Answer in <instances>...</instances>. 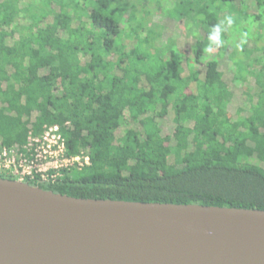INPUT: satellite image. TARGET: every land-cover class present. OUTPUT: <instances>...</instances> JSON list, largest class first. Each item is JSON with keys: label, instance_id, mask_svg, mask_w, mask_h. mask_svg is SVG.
I'll list each match as a JSON object with an SVG mask.
<instances>
[{"label": "trees", "instance_id": "16d2710c", "mask_svg": "<svg viewBox=\"0 0 264 264\" xmlns=\"http://www.w3.org/2000/svg\"><path fill=\"white\" fill-rule=\"evenodd\" d=\"M19 1L0 0V144L21 147L57 124L69 152L91 158L27 183L73 197L264 210V69L235 106L223 65L236 64L233 82L243 83L242 57H222L224 43L207 52L234 0H173L171 15L203 31L186 51L155 48L121 0Z\"/></svg>", "mask_w": 264, "mask_h": 264}, {"label": "water", "instance_id": "95a60500", "mask_svg": "<svg viewBox=\"0 0 264 264\" xmlns=\"http://www.w3.org/2000/svg\"><path fill=\"white\" fill-rule=\"evenodd\" d=\"M0 264H264V210L73 197L0 177Z\"/></svg>", "mask_w": 264, "mask_h": 264}, {"label": "rangeland", "instance_id": "374dc122", "mask_svg": "<svg viewBox=\"0 0 264 264\" xmlns=\"http://www.w3.org/2000/svg\"><path fill=\"white\" fill-rule=\"evenodd\" d=\"M35 1L20 0L19 8L28 7L29 4ZM120 2L126 3L131 8L134 5L138 12L137 15L143 17V22L146 23L145 32L150 30L154 38L152 44L155 48L162 49L165 46L174 45V48L186 51L194 44L196 39L203 37V31L201 26L197 24L198 22L195 23L194 20L189 18L179 21L171 15L173 0H121ZM233 5L227 4L226 7H223L225 12H220L219 22L224 21L229 16L234 21L231 27L223 33L224 44L228 47L227 50L223 49L221 51L222 57L225 58L227 53L233 51L235 57H242L241 66H243L242 73L245 79L242 80L243 83L233 82L235 74H237L236 64L225 60L224 62L230 64L224 63L223 65V70L227 73V79L233 85V103L236 106L240 99H243L249 93H254L255 90H250V85H254L255 75L264 69V4L258 7V0H234ZM240 9L243 13L244 10L249 11L250 14H247L249 17H243ZM253 12L259 15L260 19L255 20L252 18ZM244 47L248 49L247 54L246 51L244 52ZM210 54L213 55L214 53L211 52ZM229 68H232L233 71H228Z\"/></svg>", "mask_w": 264, "mask_h": 264}, {"label": "built area", "instance_id": "2783aa9c", "mask_svg": "<svg viewBox=\"0 0 264 264\" xmlns=\"http://www.w3.org/2000/svg\"><path fill=\"white\" fill-rule=\"evenodd\" d=\"M91 165L86 153L71 154L60 125H45L21 147L0 144V175L22 182L56 181L65 172Z\"/></svg>", "mask_w": 264, "mask_h": 264}, {"label": "clouds", "instance_id": "9594fccd", "mask_svg": "<svg viewBox=\"0 0 264 264\" xmlns=\"http://www.w3.org/2000/svg\"><path fill=\"white\" fill-rule=\"evenodd\" d=\"M234 23L232 17H226L224 21H221L214 26H212L211 31L209 32L208 40L209 45L207 47V52L211 53L213 51V46L219 48L223 45L224 40L222 38L223 33L231 27Z\"/></svg>", "mask_w": 264, "mask_h": 264}]
</instances>
